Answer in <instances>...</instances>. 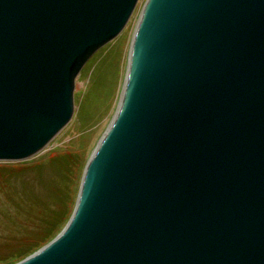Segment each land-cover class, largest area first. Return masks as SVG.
Listing matches in <instances>:
<instances>
[{
  "label": "water",
  "instance_id": "obj_1",
  "mask_svg": "<svg viewBox=\"0 0 264 264\" xmlns=\"http://www.w3.org/2000/svg\"><path fill=\"white\" fill-rule=\"evenodd\" d=\"M140 0H0V162L39 155ZM15 264H264V0H147L64 229Z\"/></svg>",
  "mask_w": 264,
  "mask_h": 264
},
{
  "label": "trees",
  "instance_id": "obj_2",
  "mask_svg": "<svg viewBox=\"0 0 264 264\" xmlns=\"http://www.w3.org/2000/svg\"><path fill=\"white\" fill-rule=\"evenodd\" d=\"M122 59L121 54L119 60ZM122 69L123 63L120 61L113 67L109 58L96 61L95 57L84 68L82 76L91 74V81L83 100L76 101L80 106L77 118L83 125L90 127L88 126L90 120L86 117L89 106L102 109L95 122L93 120L94 126L100 122V115L103 117L108 112L116 93L115 88L111 87V81L115 79L117 82ZM87 156L86 149L81 146L74 150H54L45 156L24 162H0V184L19 186V195L22 199L20 201L23 202L22 211L27 213L31 220L29 226L22 229L21 235L17 238L20 243L19 250L12 251L14 253L5 260L2 259L0 264H15L22 261L51 242L64 229L76 205L88 161ZM21 173L36 174V179L42 181L43 185L46 181L48 200L42 198L34 200L29 196L26 189L35 191L30 180L21 181V186L17 185L15 179L16 176L22 175Z\"/></svg>",
  "mask_w": 264,
  "mask_h": 264
},
{
  "label": "rangeland",
  "instance_id": "obj_3",
  "mask_svg": "<svg viewBox=\"0 0 264 264\" xmlns=\"http://www.w3.org/2000/svg\"><path fill=\"white\" fill-rule=\"evenodd\" d=\"M146 1L147 0L139 1L133 16L124 31L114 41L110 42L100 50L96 51L89 60L90 62L92 59H94V57L96 61L109 58L113 67L117 66L119 61L123 63V69L121 75H119L117 79V82L115 81V79L114 81H111V87L115 88L116 93L115 97L111 102V105L109 106L110 109L108 110V112L103 117H101L100 115V122L94 126V122L99 116V114L102 112V109L100 107L95 108V106H89L90 108H88V114L86 117L87 120H90V125H88L90 127H87V125H83L77 118L80 106H78L76 102L75 116L70 122V124L60 132V134L45 148V150H43L39 155L34 158H40L54 150H74L83 146L86 149V155H88L87 158L89 159L98 141L106 132L116 113L121 95V90L125 82V76L128 66V57L133 35L135 33L141 12ZM121 54L123 56V59L119 60V56ZM83 70L76 79V101L83 100L84 93L89 87V83L91 81V74L88 76H82ZM21 174L22 175L16 176L15 180L17 181V185L21 186V181L25 182L27 180H30L31 183H33L34 185L35 191L32 192L29 188L26 189L28 191L29 196L32 197L34 200H41V198L43 200H48L49 193L46 181L43 185L42 181L36 179V174ZM19 194V186H2L0 184V262L2 259L5 260L9 255L13 254L14 252L12 251L19 250L20 243L18 241L19 239L17 238L21 235L22 229L24 230V228L29 226L28 223H30L31 221L27 213L22 211L23 202L20 201L22 199ZM16 198H18L19 200H16Z\"/></svg>",
  "mask_w": 264,
  "mask_h": 264
}]
</instances>
